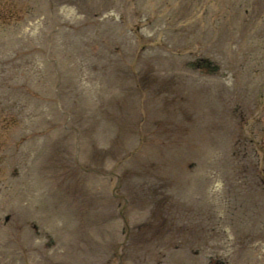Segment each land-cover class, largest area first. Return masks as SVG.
I'll return each instance as SVG.
<instances>
[{"label":"rangeland","instance_id":"374dc122","mask_svg":"<svg viewBox=\"0 0 264 264\" xmlns=\"http://www.w3.org/2000/svg\"><path fill=\"white\" fill-rule=\"evenodd\" d=\"M0 264H264V0H0Z\"/></svg>","mask_w":264,"mask_h":264},{"label":"flooded vegetation","instance_id":"af4514ba","mask_svg":"<svg viewBox=\"0 0 264 264\" xmlns=\"http://www.w3.org/2000/svg\"><path fill=\"white\" fill-rule=\"evenodd\" d=\"M200 65V63H198Z\"/></svg>","mask_w":264,"mask_h":264}]
</instances>
